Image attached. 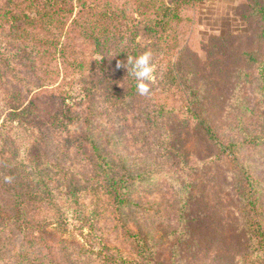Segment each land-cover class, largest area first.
<instances>
[{"label": "rangeland", "instance_id": "obj_1", "mask_svg": "<svg viewBox=\"0 0 264 264\" xmlns=\"http://www.w3.org/2000/svg\"><path fill=\"white\" fill-rule=\"evenodd\" d=\"M14 9L32 13L28 3H16ZM180 10L183 21L173 33L183 40L184 55L178 67L183 77L187 71L193 72L203 106H188L183 87L167 90L161 77L166 57L161 53L151 54L149 93L140 96L137 107L129 111L113 108L99 95L91 102L81 82L88 65L66 67V61L62 65L58 57L49 55L43 69L48 91H66L74 110V114L53 109L48 113L49 126L60 142L56 158L61 161H53L52 156L47 159L46 154L41 158L31 155L32 136L40 140L38 128L23 124L6 111L0 114V150L4 149L1 135H13L14 155L6 153L14 162L29 167L25 171L17 164L21 175L40 176L47 183L35 189V181L26 192L22 188L14 192L20 194V201L26 198L18 218L35 228L30 230L36 238L32 256L50 251L45 245H53L58 256L67 255L63 264H264V227L259 231L250 228V234L245 230L235 191L238 178L230 173L236 165L241 166L261 203L264 144L258 145L264 141V117L249 116L246 134L234 131L236 122L227 119L239 111L244 116L248 113L228 106L236 71L249 73L252 84L247 96L254 102L259 99L253 90L256 85L258 88L257 65L264 66V0H202ZM46 48L56 52L55 45ZM248 52L259 57L258 61L248 64L244 60ZM159 103H165L166 110L179 109L182 115L165 117L166 110L158 108ZM199 114L217 127L219 147L206 136V127L193 119ZM62 118L63 123L51 126ZM183 118L190 120L184 123L180 121ZM67 138L69 148L61 145ZM232 142L246 146L234 147ZM220 156L225 161L218 162ZM193 167L195 170H190ZM175 180L183 186L194 185L188 208L183 207L188 197L178 194ZM33 198L37 199L30 201ZM124 203L127 207L119 208ZM262 207L255 200L253 224L264 219ZM43 226L56 230V237L42 238L38 231ZM16 233L33 236L25 229ZM8 258H0V264H17L19 260L17 256L15 261Z\"/></svg>", "mask_w": 264, "mask_h": 264}, {"label": "trees", "instance_id": "obj_2", "mask_svg": "<svg viewBox=\"0 0 264 264\" xmlns=\"http://www.w3.org/2000/svg\"><path fill=\"white\" fill-rule=\"evenodd\" d=\"M201 1L0 0V114L6 111V114H12L16 119H22L23 124H30V127L38 128L40 140L37 141V138L32 136L34 139L28 148L31 155L41 158V155L46 154L47 159L52 156L53 161L58 163L61 161L60 158H56L60 153V142L53 135L54 129L49 126L48 113L50 109H53L61 114L69 113V111L74 114V110L70 96L66 91L60 88L59 91H48L49 86L46 84L43 69L48 66L46 59L49 55H53L54 59L58 57L62 65L66 61V67L74 66L77 69L88 65L86 71L81 73V82L84 84V91L89 94L91 102L95 96L99 95L112 103L113 108L129 111L133 106L136 108L140 96H146V94L141 95L137 91V80L128 58H135L145 52L153 53V55L161 53L163 58L166 57L163 60L161 77L165 79L167 90L172 91L174 86L175 88L178 86L180 89L183 87V92L186 93L184 101H187L188 106L192 108L203 106L199 89L192 78L193 72L187 71L185 77L180 75L178 64L184 55L183 40L180 36L173 34L177 25L183 21L181 7L183 5L193 6ZM16 3L22 5L28 3L32 13L25 9L24 11L15 10ZM75 10H77V16H74ZM70 16L73 17L71 23L68 22ZM261 38L264 41V33ZM47 45H55L56 52L49 51L46 48ZM94 54H99L100 58H96ZM169 56L170 59H168ZM244 56V60L248 64L251 61H258L259 58L250 52L244 53ZM57 69L60 71L59 66ZM257 69L258 88L256 89V85L253 91L254 95L259 97L258 100L256 99L258 104H254L256 101L250 100L247 96V88L252 84L251 78L248 76L249 73L240 69L232 77L234 82L228 106L234 111H236L234 107H239L240 110L243 108L246 113L248 112L247 116H244L245 113L239 110L232 115H227L229 121L236 122L233 130L240 134L248 133L250 127L249 120L246 119L249 116L260 114V119L264 117V66L258 64ZM158 77L161 78L160 75ZM182 77L187 78L184 81ZM151 84L150 81V89ZM158 108L165 109L166 104L159 103ZM34 110L36 112H33ZM174 114H181L180 110L172 108L163 113L165 117L171 118ZM203 115L210 119L207 110L203 109ZM171 118H167L169 123ZM193 119L198 121L199 125L206 127V136L209 140L212 139L216 142L214 144L219 147L221 143H218L217 127L211 125V121L205 120L203 116L200 118V114ZM189 120L190 118H183L180 121L187 123ZM62 121L63 118L52 122L51 126H56L54 123ZM1 136L4 141V149L0 150V258L5 261L8 256V259L15 261L17 256L19 258L17 264H63L65 259L68 261L67 255L58 256L53 245H45L46 249L50 251L42 250L40 256H32L31 248L36 245V238L30 230H35V228L27 226L29 222L23 218H18L17 213L23 208L26 198H22L20 201V194L15 195L14 192L21 188L26 192L32 188L35 181H37L35 189H38V186L39 189L44 188L47 183L39 178L40 176L36 179L33 174L31 177L21 175L17 164L25 171L29 167L22 162H14L6 153L9 151L11 155H14L13 148L16 142L14 136L12 135L10 138H6L5 135ZM228 138L237 139L233 136ZM62 144L69 148V139L61 141ZM240 144V142L230 143L234 147H238ZM262 144L264 141L258 147L261 148ZM93 148L101 149L100 146ZM106 160L111 164V158ZM218 160V162L225 161L222 156ZM233 168L235 170H230V173L238 178V182L235 183L237 185L235 191L240 201L244 225L247 227L245 230L250 234V228L259 231L264 227L263 217L260 218V221L252 223L254 220L252 208L255 200L261 207H264V196L262 195L260 203L255 196L256 192L252 188L251 179L246 175V171L237 165ZM190 170H195V167ZM39 173L41 174V172ZM47 178L49 179V177ZM175 185L180 188L178 194L188 197V199L185 198L187 201L183 204V207L188 208L189 193L194 185L183 186L179 180H175ZM36 199L33 198L30 201ZM37 202L39 201L37 200ZM121 207H127V203L119 206V208ZM179 220L182 221V217ZM22 229L29 231L33 236H18L16 231L21 232ZM39 229L37 231L42 238H53L57 235L56 230L52 228L43 226ZM19 247H21V251L18 249ZM91 253L98 257L97 252L91 251Z\"/></svg>", "mask_w": 264, "mask_h": 264}, {"label": "clouds", "instance_id": "obj_3", "mask_svg": "<svg viewBox=\"0 0 264 264\" xmlns=\"http://www.w3.org/2000/svg\"><path fill=\"white\" fill-rule=\"evenodd\" d=\"M128 61L132 65V69L137 80V91L141 95L148 94L150 91L149 82L152 80L153 73L151 53L145 52L135 58L129 57Z\"/></svg>", "mask_w": 264, "mask_h": 264}]
</instances>
